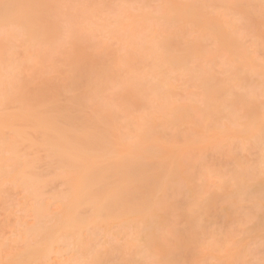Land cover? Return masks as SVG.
<instances>
[{"label": "bare ground", "instance_id": "1", "mask_svg": "<svg viewBox=\"0 0 264 264\" xmlns=\"http://www.w3.org/2000/svg\"><path fill=\"white\" fill-rule=\"evenodd\" d=\"M183 1L181 8L164 0L157 11L135 3L137 12L120 3L115 19L106 0H0V206L15 183L27 192L21 199L34 216L32 222L20 218L11 247L0 221V264H244L252 243L253 251L264 248V105L253 108L263 96L250 91L251 83L264 87V62L245 46L237 14L229 21L209 2ZM241 1L230 8L262 20L249 28L263 51L264 0ZM155 18L163 22L154 27ZM98 27L108 29L118 47L93 42ZM121 49L126 53L117 56ZM187 85L185 92L201 91L202 104L189 90L193 101L177 97ZM113 89L118 103L115 92V99L106 97ZM232 143L243 154L258 148L255 162ZM221 147H228L226 161L235 167L224 177L221 160L219 180L208 189L198 180V186L196 177H216L207 178L212 165L201 158ZM56 179L64 191L49 190ZM149 180L153 186L142 190ZM215 211L228 221L221 218L224 226L237 227L217 237L208 229L215 223L205 224ZM110 234L131 235L126 250L111 243ZM116 251L122 262L108 258Z\"/></svg>", "mask_w": 264, "mask_h": 264}, {"label": "rangeland", "instance_id": "2", "mask_svg": "<svg viewBox=\"0 0 264 264\" xmlns=\"http://www.w3.org/2000/svg\"><path fill=\"white\" fill-rule=\"evenodd\" d=\"M65 1H66V0H65ZM101 1H102V0H101ZM106 1H107V2L109 1L110 3H112V5L110 4V6H112V7L110 8V10H108V6H109V5H107L106 8H104V9H107V10L110 12V13L107 14V15H111V17H113V18L115 17V19L117 18V14H118V12L121 11L120 8L123 9V7L126 8V6H127L128 9H129V7H130V9H132L131 11L134 10V12H137V11H136L137 9L135 10V7H136V6H135V3H137V5L139 6V4L142 2L143 5L141 4V7L145 5L147 8H149L147 5H151V7H150L151 10H156V11L159 10V9H161V6H163V3H164V0H150V2L145 0L147 3H145V1H143V0H142V1L139 0L140 3H138V2H139L138 0H136V2H135L134 0H133V1H132V0H121V1L119 0L120 2H119L118 0H116L115 2L119 4V6H118V4H116L114 1H110V0H106ZM137 1H138V2H137ZM185 1H186V0H185ZM214 1H215V3H214ZM214 1H213V0H206V1L204 0L205 4L209 2L208 4H209V6H210L211 8H210V7H208V8H209V9H212V8H213V10L216 11V12H217V11H218V12H222L221 10L224 9V11L227 13V11L230 10V11L228 12L229 15H227V14L224 13V11H223L226 20H227L228 18L231 19V17L234 18V14H237V15H235V19H234V20H236V21H235L236 24H239V23H240V25H238L236 28H237L238 33H239V34H242L241 36L245 38V39L243 38V41H244L245 46H246V47H249L251 50H253L254 52H256L255 55H258V57L261 58V60H263V62H264V58H263L264 56H261V55H264V50L262 51V48H260L259 46H256V45H255V40H257V39H256V38H257V37H256L257 35L254 33V31H253V33H252L251 29L249 28L250 25L253 26V24H254V26H255V24H257L256 27H257V26H262V20H261V25H260V20H259V21H258V20H255V16H254L253 14H252V15H253L254 19H252V18H253L252 16H247V17H248V18H247V17H245V15H242V14L240 13V11L233 10L232 7L230 8V6H231L230 3H231V2H233V3H237V1L239 2V1H241V0H230V1L227 0V2H226L227 5H226V4H222V3L225 2V1H223V0H222V2H221V1H218V0H214ZM244 1H245V3H244ZM247 1L249 2V0H242L241 2H242V4L244 3L243 5H245ZM109 2H108V3H109ZM183 2H184L183 0H175V3H176L177 5H180L181 8L183 7V6L181 5V4H183ZM210 2H212V4H215L216 6H215V5H212ZM219 2H220V3H219ZM248 2H247V5H248ZM105 3H106V2H105ZM108 3H106V4H108ZM120 3L123 4V7H122V5L120 6ZM218 3H219L221 6H223V7L219 6ZM228 3H229V4H228ZM113 5H114V6H113ZM206 5H207V4H206ZM228 5H229V7H228ZM117 6H118V7H117ZM128 6H129V7H128ZM138 6H137V8H138ZM180 6H179V7H180ZM207 6H208V5H207ZM224 6H225V7L227 6L226 9H225ZM114 7H115V8L117 7V8H116V9H113ZM220 7H221V8H220ZM152 8H155V9H152ZM183 8H184V7H183ZM214 8H215V9H214ZM228 8H230V9H228ZM112 9H113V12H114V10H117V12L115 11V12L113 13V12H112ZM107 10H105V11H107ZM231 11H232V12H231ZM111 12H112L113 14H112ZM116 13H117V14H116ZM231 13H233V16L231 15ZM239 15H241V16H240V20H242L241 17H243V20H244V17H245V22H244V21L240 22V20L238 19V18H239ZM257 15H258V14H257ZM257 15H256V16H257ZM228 16H229V17H228ZM236 16H237V17H236ZM107 17H108V16H107ZM111 17H109V18H111ZM249 17H250L251 19H250ZM257 17H259V16H257ZM260 18H261V17H260ZM115 19H114V20H115ZM155 19H156V21H155V20L153 21L154 24L157 23V21H158V23H159V21L162 20V19L157 20L158 18H155ZM248 19H250V21L247 22ZM261 19H262V18H261ZM111 20H113V19L111 18ZM237 20H238V21H237ZM252 20H254L255 23H252V22H253ZM229 21H233V20L231 19V20H229ZM257 21H258V22H257ZM138 22H139V21H138ZM151 22H152V20H151ZM161 22H163V21H161ZM237 22H238V23H237ZM249 22H250L251 24H249ZM158 23H157V24H158ZM243 23H244V24H243ZM258 23H259V25H258ZM152 24H153V23H152ZM154 24H153L154 27L157 26V24H155V25H154ZM245 24H246V25H245ZM242 25H243V26H242ZM63 26H64V28H63V30H64L66 26H65V25H63ZM239 27H240V28H239ZM243 27L245 28V30H244ZM246 27H247V28H246ZM66 29H67V28H66ZM97 29L100 30L99 27H98ZM238 29H239V30H238ZM248 29H250L251 32H250ZM3 30H4V29H3ZM98 30L95 29L96 32H94V33L96 34L97 37H96V36L93 37V34H94L93 32H89V33H88L90 36H91V34H92V36H91V37H93V38H92V41H93V39H94V41H96L95 43H96V44L98 43L99 46L101 45L100 43L103 42V45H108V47H110V45H113V44H115L114 46H117V47H118V45H116L117 42L114 43V41H116V39L114 40V39H112L113 37H112V38L110 37V32H108V29H107V30H106V29H105V30L102 29V30H100V32H99ZM0 31H2V29H0ZM64 31H65V30H64ZM246 31H247V33H246ZM2 32H3V31H2ZM65 32H66V31H65ZM192 32H193V31H192ZM248 32H249V34H248ZM3 33H4V32H3ZM90 33H91V34H90ZM107 33H109V34H107ZM244 34H245V35H244ZM107 35H108V37H107ZM252 35H254L256 38H255L254 36H252ZM108 38H110V39H108ZM248 39H249V40H248ZM254 39H255V40H254ZM94 41H93V42H94ZM246 41H247L248 43H247ZM19 42H20V41H18V42H16V43L18 44ZM104 42H105V43H104ZM253 42H254V43H253ZM106 43H107V44H106ZM109 44H110V45H109ZM117 44H118V43H117ZM20 46H21V47H20ZM99 46H98V47H99ZM101 46H102V45H101ZM114 46H113V48H115ZM207 46H209V45H207ZM210 46H211V48H210ZM210 46H209V48L207 47V49H208L209 51H213L214 48H215V46H214V45H210ZM17 47H19V48H17ZM17 47H16V49H17V51L20 52V53H23V50H25V44H24V45H18ZM26 47H27V44H26ZM96 47H97V46H96ZM98 47H97V48H98ZM212 47H214V48L212 49ZM256 47H257V48H256ZM23 48H24V49H23ZM36 48H37V47H36ZM100 48H101V47H99V49H100ZM110 48H112V47H110ZM253 48H254V49H253ZM19 49H20V50H19ZM95 49H96V48H95ZM211 49H212V50H211ZM34 50H35V49H34ZM97 50H98V49H97ZM110 50H111V49H110ZM255 50H256V51H255ZM111 51H112V50H111ZM120 51H121V52H120ZM260 51H261V52H260ZM124 52H125V50H123V49L118 50V52L116 53V55H117V54H118V55H123L122 53H124ZM259 52H260V53H259ZM120 53H121V54H120ZM125 53H126V52H125ZM257 53H258V54H257ZM118 55H117V56H118ZM260 56H261V57H260ZM262 58H263V59H262ZM147 60H149V59H147ZM149 61L151 62V60H149ZM197 62H198V61L196 60V63H197ZM148 64H150V63H148ZM216 66H218V67L221 69V67H220L219 65L216 64V65L214 66L216 70H217V68H218V67H216ZM219 68H218V69H219ZM223 69H224V68H222L221 70H223ZM219 72H220V71H219ZM222 72H223V71H221V73H222ZM223 73H224V72H223ZM223 73H222V74H218V70H217V74H218L220 77H221V75H223ZM175 76H176V79H178V75H177V73L174 74V77H175ZM223 76H224V75H223ZM179 78H180V77H179ZM257 78H258V76H257V77L254 76V79H253L254 81H253V82L258 81L259 79H257ZM255 79H256V80H255ZM176 81H177V80H176ZM262 81H263L262 83H264V80H262ZM251 82H252V80H251ZM259 82H260V81H259ZM179 83H181L180 80H179ZM254 84H255V85H254ZM260 84H261V83H258V84H257V83H251V85H253V89H252V90L250 89V91H252V94H256V95L263 96V97H260V98H259V96H257V97L255 98V99H257V101H258V98H259V101L261 100L259 103L256 102L255 100H253L254 102H256L254 105H252V107L255 108V109H256L255 105H256V106H260V105L262 106V103H263V105H264V101H263V100H264V93H263L264 90L262 89V87H263L262 85H263V84H261V86H259ZM251 85H250V86H251ZM256 85H257V86H256ZM191 86H192V85H191ZM191 86L189 85V87H191ZM186 87H188V85H187V86H181V87H180L181 90L177 91V92H178V96H177V97H179V99H181L182 101H185V100H186V101H190L191 99H192V101H193V99H195V98L191 97V95H192V93L195 91V88L192 87V90H193V91H191V88H190V89H187V91L185 92ZM189 87H188V88H189ZM195 87H196V86H195ZM251 88H252V87H251ZM257 88H259V89H257ZM263 88H264V87H263ZM260 89H262V90H260ZM188 90L191 91V92H190L191 95L189 94V91H188ZM197 90L199 91L200 89H198V88L196 87V91H197ZM255 90H257V91L259 90V91L257 92V91H255ZM253 91H254L255 93H253ZM262 91H263V92H262ZM29 92H30V91H28V94H29ZM107 92H109V91H106L105 93H107ZM110 92H111V93H112V92H115V93H116V97L118 98V99H116L117 101H115L116 103H118L119 101H121L120 98L118 97V94H117V92H119V91H117L116 89H115V90L113 89L112 91L110 90ZM187 92H188V95H186ZM199 92H201V91H199ZM199 92H198V93H197V92H196V93L194 92L193 95H194V94H197V95H194L195 97L198 96V97H196V98H198L196 102H199V101H200L201 104H202V102H203L202 99H201L202 96H201V93H199ZM111 93H110V94L107 93L108 96H106V97L111 99L110 96H112V98L115 99V98L113 97V95H114L115 93H114V94L112 93V95H111ZM262 93H263V95H261ZM103 94H104V93H103ZM179 94H181V95H179ZM184 94H185V95H184ZM198 94H200L201 97H200ZM69 95H71V94L69 93ZM105 95H106V94H105ZM193 95H192V96H193ZM101 96H102V95H100L99 97L101 98ZM185 96H186V97H185ZM183 97H184V98H183ZM95 98H98V96L95 97ZM100 98H99V99H100ZM187 98H188V99L191 98V99L188 100ZM199 98H200V100H199ZM253 101H252V103H253ZM250 103H251V102H250ZM252 103H251V104H252ZM87 104H88V103H87ZM89 106H90V105H89ZM248 106H249V105H248ZM88 108H89V107H88ZM244 108H247V107H244ZM248 108H250V107H248ZM85 109H86V108H85ZM250 109L252 110V108H250ZM262 109H264V106L262 107ZM73 110H74V109H73ZM88 110H89V112L91 111L90 108H89ZM139 110H140V109H139ZM244 110H246V109H244ZM71 111H72V110H71ZM71 111H70V114L73 112V111H72V112H71ZM76 111L78 112V110H76ZM80 111H83V110H80ZM136 111L138 112V110H136ZM140 111H141V110H140ZM143 111H144V112H138V114H139V113L144 114V113H145V110H143ZM74 112H75V110H74ZM77 112H76V113H77ZM87 112H88V111H87ZM115 112H116V111H115ZM137 112H134V113L137 114ZM245 112H246V111H245ZM247 112H248V111H247ZM79 113H80V112H79ZM82 113H83V112H82ZM134 113L132 112L131 115H133ZM73 114H74V113H73ZM77 114H78V113H77ZM135 114H134V115H135ZM138 114H137V116L139 117L141 114H140V115H138ZM134 115H133V116H134ZM72 116H74L73 120H71V121H73V123H71V121H70L69 123L73 125V124L75 123L74 120H75V118H77V117H75L76 114H75V115H72ZM72 116H70V117H72ZM134 117H136V116H134ZM224 118H225V117H224ZM222 120H223V122H224V119H223V118H222ZM222 120H220V121H222ZM225 120H229V118L227 117V118H225ZM76 121L78 122V120H76ZM182 126H183V128H184V126H185V128H186V126H188V125H182ZM187 128H188V127H187ZM122 129H124V127H123ZM125 130H127L126 127H125ZM125 130H124V133H125ZM127 131H128V130H127ZM235 143H237V142H235ZM236 145H237V144L233 145V143H232V145H231L232 147L230 146L231 149L233 148L232 150H235ZM227 148H228V147H224V148L221 147V148H218V150L215 149V153L212 151V150H214V149L209 148L208 151L206 152V155H204L203 158H201V159H203V161H202L201 159H198V160H201V161L203 162L204 165H205L206 163H207V165L210 164V165H208L209 167H211V165H212V169L207 167L208 169H211V170H212V172L210 171V173H209L210 175L208 174V177H207V178H210V176H212V174H215V176L217 175V176L219 177V174H218V173H219L220 170H217L216 168H220V167H221L220 169H222V167H223V166H222V163H223V162H224L223 165H224L225 167L227 166V167L225 168V169H227V170H224V171H223L224 174H222V175H224V177H225V176H226V173H227V178H228V174H230V172H231V171L233 170V168L235 167V163H234L233 167H231L232 164H233V162H231V161H233V159H231V161H226V160H230V152L227 153L228 155L226 154V152H223V151H226ZM249 148H250V147H249ZM251 148L253 149V147H251ZM251 148H250V149H251ZM221 149H223V150L220 151ZM229 149H230V148H229ZM240 149H241V148H238V149L236 148L237 151H236V150H235V151L238 152V153H240L245 159L248 158V159H249V162H252L255 158L257 159L258 148L253 149L254 151H253V150H248V151H246V149H245V154H243L244 149H242V151H241ZM209 151H210V152H209ZM247 152H249V153H247ZM252 152H253V155H252ZM254 152H255V153L257 152L256 155H255ZM210 153H211V154H210ZM212 153H213V154H212ZM216 153H218L219 156L216 155ZM224 153H225V156H223ZM250 153H251V154H250ZM209 154H210V155H209ZM215 155H216V156H215ZM244 155H245V156H244ZM246 155H247V157H246ZM205 156H206V157H205ZM214 156H215L216 158H215ZM228 156H229V157H228ZM207 157H208V160H207ZM219 157H220V158H219ZM225 157H226L227 159H226ZM252 157H253V158L255 157V158L253 159ZM252 159H253V160H252ZM206 160H207L208 162H206ZM221 160L223 161L222 163H220ZM224 160H225V161H224ZM202 162L199 161L198 163L200 164V163H202ZM205 162H206V163H205ZM215 162H216V164H215ZM230 162H231V163H230ZM254 162H255V160L253 161V163H254ZM230 164H231V165H230ZM54 165H56V164H54ZM200 165H202V164H200ZM207 165H206V166H207ZM213 165H214V166H213ZM216 165H217V166H218V165H219V166L221 165V166H220V167L218 166V167L215 168ZM228 165H229L230 167H228ZM43 166H44V165H43ZM43 166H41L40 170L42 169V170H41L42 172H44V171L46 172L47 169H43V168H45L46 165H45L44 167H43ZM42 167H43V168H42ZM213 168H215V170H214ZM229 168H231V169H229ZM52 169H53V168H52ZM223 169H224V167H223ZM228 169H229V173L227 172ZM49 170H50V171L47 172L46 174H48V173L50 174V172H51V168H50ZM230 170H231V171H230ZM213 171H214V172H213ZM216 171H218V172L216 173ZM221 171H222V170H221ZM189 172H193V171H190V170H189ZM189 172H188V173H189ZM223 172H220V173H223ZM225 172H226V173H225ZM211 173H212V174H211ZM49 174H48V175H49ZM193 175H194V174H193ZM197 175H198V174H197ZM220 175H221V174H220ZM217 176H216V177L212 176V177L210 178V180H209V179L206 180V179H205L206 177H202V180H204L203 182H202V180H201L202 183L200 182V179H199L201 176H200V177H196V178H195L196 181H195V180H194V181H195V184H196L197 181L199 180V181H198L199 184H204V185L206 186V189H208L207 186H208V184H210V183H208V182H211V185H212V183H214V182H216V181L219 180ZM213 177H214V178H213ZM212 178H213V179H212ZM219 178H220V177H219ZM193 179H194V177H193ZM56 180H58V179H56ZM205 180H206V181H205ZM212 180H213V181H212ZM61 181H62V180H58V181H57V182H58V185H56L57 182H55V181L53 182V184L51 183V184L53 185V187L51 186L52 188H50V186H49V190L55 191V190L53 189V188L55 187V188H57L59 191H64V188L67 187V186L62 185V184H61ZM149 181L152 182V180H149ZM59 182H60V184H59ZM151 182H146L147 185H145V183H143L144 186H143L142 190H144L145 187H148V186H149L148 183H150V186H151V184H152V186H153V184H154L153 182H154V181H153L152 183H151ZM54 183H55V184H54ZM207 183H208V184H207ZM10 184H11V183H9V186H11V187L8 186V183H7V186H8V187H6V188H8V192H7L8 194H6V199H7L8 201L6 200V202H5L4 204H2V206H0V208H1V209H0V213H1V215H0V219H1V220H0V221H1L2 223L4 222V223H3L4 228H2V229H4V231H5V232L3 231L4 234H5L4 237L7 239L8 243L11 244V245H10V247H11V246H15V245L18 243V242L13 241L14 239H13L12 237H15V236H13L12 234H15V233L21 228V226H22V225H21V224H22V221L20 220V218H22V220H27V221H31V222H32V221L34 220V219H33L34 216H33V212L30 210V207L27 205V201H28V199H25V198H24V199H23V198L21 199V197L23 196V193H20V191H22V190H21L22 187H20L19 185H17V186L15 187V186L13 185V184H15V183L12 184L13 186L10 185ZM63 184H64V183H63ZM199 184L197 183L198 186H201V185H199ZM205 186H204V187H205ZM202 187H203V186H202ZM9 188H10V189H9ZM19 188H21V189H19ZM150 188H151V187H150ZM65 189H66V188H65ZM23 190L25 191V189H23ZM145 190H148V189L145 188ZM184 190H185V189H183V191H184ZM9 191H10V192H9ZM16 191H18V192H16ZM24 191H23V192H24ZM52 191H51V192H52ZM56 191H57V190H56ZM13 192L16 193V195H15ZM51 192H50V193H51ZM24 193H25V192H24ZM48 193H49V192H48ZM48 193H47V195H48ZM50 193H49V194H50ZM26 194H27V192L25 193V195H26ZM25 195H24V196H25ZM45 195H46V194H45ZM179 195H180V196H179ZM179 195H178V196L181 197L180 200H179V202L182 200V201L180 202V203H182L183 201H185V200H183L184 197L182 196V195H183L182 192H181V194H179ZM24 196H23V197H24ZM182 197H183V198H182ZM8 198H9V199H8ZM178 199H179V198H178ZM29 201L32 202L31 200H29ZM176 202H178V200H177ZM179 202H178V203H179ZM245 203H246V202H245ZM248 203H249V202H247V204H248ZM6 204H7V206H6ZM24 204H26V206H25ZM29 204H31V203H29ZM247 204H246V205H247ZM4 205H5V206H4ZM3 206H4V207H3ZM27 206H28L29 208H28ZM7 207H8V208H7ZM243 207L245 208L244 203H243V205L241 206L242 209H241V208H240V209L243 210ZM248 207H249V206H247L246 208H248ZM241 210H240V211H241ZM245 210H246V209H245ZM245 210H244L243 212H245ZM248 210H249V208H248ZM248 210H247V211H248ZM247 211H246V212H247ZM215 212H216V213H215ZM215 212H214V215H215V216L212 215L210 218L208 217L207 220H206V222H205V224H206L207 227H208V224L210 225V224L215 223V224L211 225V226H213V228L210 226L211 228L208 227V229L211 230V231H214V232L217 231V232H215V235H216L217 237H218L219 234H220V235H219L220 237L223 236V233H222V232L220 233V231L228 230L229 227H231V228L233 227L232 229H235V228H234V225H236V227H237V225H238L237 223H236V224H232L233 226L229 224V225H230L229 227H228V225H227L228 223H225V226H224V224H222L221 220L223 219L224 221H223V220H222V221L225 222L226 219H225V218H222L220 215H218V214H220L219 211H218V214H217V211H215ZM20 216H21V217H20ZM216 216H218V217H216ZM214 217L216 218L215 221H214V219H213ZM219 217H220V218H219ZM217 218H218V219H217ZM221 218H222V219H221ZM2 219H3V220H2ZM18 219H19L20 221H18ZM209 219H210V221H209ZM211 219H212V221H211ZM7 220H8V221H7ZM217 220H218V221H217ZM219 220H220V221H219ZM16 221H17V222H16ZM208 221H209L210 223H209ZM213 221H214V222H213ZM18 222H19V223L21 222L20 225H19ZM220 222H221V223H220ZM226 222H228V221H226ZM219 223H220L221 225H220ZM4 224H5V225H4ZM181 224H182L183 226L185 225L184 222L181 223ZM218 224H219V225H218ZM11 225H12V227H11ZM217 225H218V226H217ZM19 226H20V227H19ZM214 226H215V227H214ZM216 226H217V227H216ZM219 226H220V227H219ZM222 226H223V229H222ZM225 227H226V228H225ZM217 228H218V229H217ZM239 228H240V227H238V229H239ZM214 229H216V230H214ZM232 229H231V230H232ZM16 230H17V231H16ZM231 230H229V232H226V233H230ZM236 230H237V229H236ZM19 231H20V230H19ZM19 231H18V232H19ZM128 231H130V230H128ZM238 231H239V230H238ZM232 232L235 233V231H233V230H232ZM218 233H219V234H218ZM226 233H224V234H226ZM112 234H113V233H112ZM112 234L109 235V240H110V242L112 241L111 243H113L114 240H116V241L114 242V244L117 243V247H121L120 245L122 244L123 247H121V248H122L123 250H126V247H125V246H126L127 243H128L127 241L130 240L131 235L124 236V235L122 234V236H124V237L122 238V236L120 235L119 237H117V238H118V239H117L115 236H112ZM235 234H236V233H235ZM236 235H238V234H236ZM111 236H112V237H111ZM110 238H111L112 240H111ZM99 239H101V236H100ZM99 239H98V240H99ZM101 240H102V239H101ZM101 240H100V241H101ZM96 243H97V241H96ZM99 243H100V242L97 243L98 246H99ZM119 244H120V245H119ZM115 245H116V244H115ZM118 245H119V246H118ZM250 246H251V249H249V250H252V251H253L252 246H253V247H257L256 245H254V243H252ZM127 247H128V245H127ZM258 247H259V246H258ZM5 248H6V247H5ZM133 248H134V247H133ZM262 248H263V246L261 247V250H262V252H264V251H263L264 248H263V249H262ZM134 249H135V248H134ZM134 249H132V252L134 251ZM259 249H260V248H259ZM259 249L256 248V250H254V251H255V253H256V252H259L258 254H259V257H260V255H262V253H261V250H259ZM130 250H131V248H130ZM130 250L128 249L126 252H129ZM119 251H120V250H119ZM252 251H251V252H252ZM254 251L252 252V254H251V252L249 251V253L246 254L247 256L245 255V257H244V259H243V260H244V261H243L244 264H245V263L248 264L247 262H249V261L252 262V264H253V262H254V264L258 263V259H260V258H259L258 256H256L257 254H255ZM65 253H66V251L63 250V255H64ZM119 253H120V254H119ZM119 253H118V251H116V254H118V256H116V254L113 252L112 254H115V255H111V254H109L108 258H109V259H110V257L115 258L114 260H112V262H114V263H117L118 261L120 262L121 259H122V258H120L121 255H122V254H121L122 252H119ZM253 253L255 254L256 257L254 256ZM126 254H127V253H126ZM129 254H131V252H129ZM134 255H135V254H134ZM252 255H253V256H252ZM119 256H120V257H119ZM122 256H123V255H122ZM127 256H128V254H127ZM132 256H133V254H132ZM132 256H130V259L135 258V256H134V257H132ZM249 256H250V257H249ZM263 256H264V254H263L261 257H263ZM118 257L120 258V260H119ZM154 257H155V256H154ZM248 257H249V258H248ZM252 257H253V259H251ZM245 258H248V259H250V260L248 261V259H246V262H245ZM75 259H77V258H75ZM116 259H118V260L116 261ZM153 259L156 260L155 258H153ZM254 259H256V261H254ZM58 260H59V259H58ZM122 261H123V262H122ZM122 261H121V262H122V264H123L124 261H125V259H123ZM128 261H129V256H128ZM56 264H57V263H56ZM117 264H119V263H117ZM120 264H121V263H120ZM125 264H127V261H125ZM128 264H129V263H128ZM130 264H131V262H130ZM133 264H135V263H133ZM136 264H137V263H136ZM154 264H157V263H154Z\"/></svg>", "mask_w": 264, "mask_h": 264}, {"label": "snow or ice", "instance_id": "3", "mask_svg": "<svg viewBox=\"0 0 264 264\" xmlns=\"http://www.w3.org/2000/svg\"><path fill=\"white\" fill-rule=\"evenodd\" d=\"M248 264H252V262H248ZM260 264H264V260H262Z\"/></svg>", "mask_w": 264, "mask_h": 264}]
</instances>
